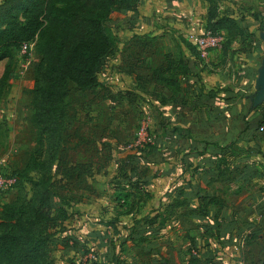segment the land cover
Instances as JSON below:
<instances>
[{"label":"rangeland","instance_id":"rangeland-1","mask_svg":"<svg viewBox=\"0 0 264 264\" xmlns=\"http://www.w3.org/2000/svg\"><path fill=\"white\" fill-rule=\"evenodd\" d=\"M238 6L245 12L264 13V0H139L134 11L112 13L108 25L114 49L101 74L103 85L83 93L71 86L73 125L53 170L54 203L58 207L65 198L70 217L64 221L65 231L61 225L52 230L55 264H111L110 251L102 252L99 245L85 248L80 238L88 230L103 231L113 219L131 222L135 213L142 218L146 213L143 206L130 214L128 207L117 203L115 194L129 187V176L154 172L162 154L176 157L170 144L168 151L162 145L171 141L170 123L165 117L171 116L166 109L175 104L177 92L154 78L153 72L164 69L169 60L190 56L187 35L207 28L211 11L233 14ZM228 36L236 38L234 33ZM225 41L224 36L221 46ZM38 61L35 48L27 59L16 52L15 77L0 100V171L6 175H15V170L25 167L35 145L30 104ZM186 90L182 79L180 91ZM136 158H140L137 163ZM77 163L84 164L88 171L82 179L69 176ZM16 195V186L11 187L0 197V209ZM236 250L240 257L229 251L235 264L243 260L245 264H257L264 256V242L250 248L238 244ZM148 259L137 254L129 264H145ZM169 261L175 264L173 259Z\"/></svg>","mask_w":264,"mask_h":264},{"label":"crops","instance_id":"crops-1","mask_svg":"<svg viewBox=\"0 0 264 264\" xmlns=\"http://www.w3.org/2000/svg\"><path fill=\"white\" fill-rule=\"evenodd\" d=\"M242 7L233 14L218 12V17L237 22L236 38L222 29L224 45L206 54L199 50L203 59L198 84L203 89V101H194V77L186 76L187 90L177 95L186 100L185 104L173 101L172 108L166 109L172 112L165 121L170 123L169 148L176 157L162 154L154 172L140 179L142 191L150 194V199L141 204L145 214H162L166 223L160 227L156 222L155 235L134 246L126 264L137 259V254L149 258L145 264H162V258H171L175 264H192V252L196 250L198 264H235L229 251L240 257L238 244L250 248L264 242V123H260L264 114V28L258 21L264 13L245 12ZM169 144H161L166 147L164 151ZM198 195L216 196L220 203L201 215ZM133 223V219L117 223L120 234H114L108 225L103 231L88 230L80 240L88 247L99 245L102 252L114 253L128 233L124 227ZM251 232L256 237L247 244Z\"/></svg>","mask_w":264,"mask_h":264},{"label":"trees","instance_id":"trees-1","mask_svg":"<svg viewBox=\"0 0 264 264\" xmlns=\"http://www.w3.org/2000/svg\"><path fill=\"white\" fill-rule=\"evenodd\" d=\"M138 1L0 2V62L6 61L0 77V100L10 80L15 77V56L22 45L34 43L39 55V61L34 67L30 104L31 123L36 129V140L25 167L15 170V175L11 174L17 179L14 184L17 188L15 199L4 203L0 209V264H55L51 251L55 231L52 230L61 225L65 231L64 221L70 217L68 201L65 198H62L63 202L58 207L54 203L56 198L53 191V170L73 125L71 86L77 92L83 93L103 85L101 74L114 49V39L108 25L110 17L117 10L134 11ZM258 21L260 27L264 28V17ZM207 25V29L216 33L228 29L229 33L235 34L238 28L234 19L218 17L217 10L211 11ZM190 44L187 50L190 56L185 54L186 56L176 60H169L164 69L156 68L153 73L161 83L170 86L173 93L176 91L177 95L183 77H194L193 85L197 89L194 101L198 104L204 99L203 89L198 84L201 80V59L198 47ZM22 56L25 59L28 57ZM174 101L184 104L186 102L184 98L178 97ZM260 123H264V114ZM138 161L140 158H136L135 162ZM72 169L69 176L75 179H82L88 172L81 163L74 164ZM128 178L127 182L131 184L118 190L115 199L121 207H128L132 214L138 209L140 211L141 204L150 199V194L142 191L144 185L140 184V176L136 178V175H131ZM197 202L198 212L206 215L210 206L220 203V200L216 196L198 195ZM133 221L131 227H124L128 233L119 243L118 250L114 253L110 251L112 264H126L127 257L133 253V247L149 241L155 235L156 222H159L160 227L166 223L162 214L157 213L154 216L151 212H147L142 218H138L135 213ZM117 223L120 224V221L115 219L108 222L114 234L122 233ZM255 237L256 234L249 233L246 237L247 244ZM68 238L73 239V236ZM84 243L87 248V243ZM110 244H113L112 240ZM196 251L192 252V264L199 262L195 257ZM162 264H169V260L162 258ZM257 264H264V256Z\"/></svg>","mask_w":264,"mask_h":264},{"label":"built area","instance_id":"built-area-1","mask_svg":"<svg viewBox=\"0 0 264 264\" xmlns=\"http://www.w3.org/2000/svg\"><path fill=\"white\" fill-rule=\"evenodd\" d=\"M187 38L190 42L195 44L203 54L210 49L218 48L221 46L224 36L220 33L213 32L210 29L203 28L199 30H193L188 33ZM34 49V43H24L21 47V54L29 56ZM28 58V57H27ZM26 58V59H27ZM145 128H142L141 134L144 133ZM140 143V142H139ZM17 179L15 176L3 174L0 171V197L6 193L11 187L14 186ZM264 202V194H263Z\"/></svg>","mask_w":264,"mask_h":264}]
</instances>
